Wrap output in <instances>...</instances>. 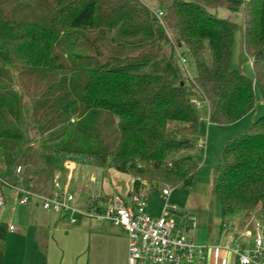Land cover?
Instances as JSON below:
<instances>
[{"label": "trees", "instance_id": "16d2710c", "mask_svg": "<svg viewBox=\"0 0 264 264\" xmlns=\"http://www.w3.org/2000/svg\"><path fill=\"white\" fill-rule=\"evenodd\" d=\"M156 1L162 21L140 0H0L3 180L48 195L56 163L65 160L129 174L135 192L143 187L138 178L148 193L194 187L200 164L190 152L200 120L192 100L224 125L253 111L255 87L264 96V0ZM219 8L240 21L219 17ZM33 140L42 162L33 175H17L13 165H28ZM211 195L223 223L264 222V114L224 145ZM8 230L0 220V264Z\"/></svg>", "mask_w": 264, "mask_h": 264}, {"label": "crops", "instance_id": "0c3cea01", "mask_svg": "<svg viewBox=\"0 0 264 264\" xmlns=\"http://www.w3.org/2000/svg\"><path fill=\"white\" fill-rule=\"evenodd\" d=\"M65 170L63 176L55 167V177L60 176L70 192L75 195V206L80 210L90 207L93 199L108 201L119 197L130 203L134 189V178L115 170L113 167L98 168L61 161ZM52 190V189H51ZM171 195V194H170ZM170 197V196H169ZM161 197L159 198L160 201ZM9 201V202H8ZM155 203V202H154ZM148 203V213L158 217L162 207ZM10 206V217L17 212L18 226L11 222L14 230H8L13 247L4 264H126L128 238L126 231L110 221H98L79 217L71 223L68 216L44 210L38 203L20 205L16 195L6 197L5 205ZM181 224L177 228L189 235L199 245L207 246L203 264H241L234 248L237 244L249 246L252 240L243 235L247 224L240 217H233L223 223L210 212L191 226L189 211L179 213ZM173 215L171 217L173 218ZM10 250V249H8ZM7 251V252H6Z\"/></svg>", "mask_w": 264, "mask_h": 264}, {"label": "built area", "instance_id": "2783aa9c", "mask_svg": "<svg viewBox=\"0 0 264 264\" xmlns=\"http://www.w3.org/2000/svg\"><path fill=\"white\" fill-rule=\"evenodd\" d=\"M162 21L163 10L155 11ZM185 64L186 58L180 55ZM197 108H202L199 99L194 100ZM207 121L210 123L208 117ZM202 146L201 140L196 141ZM17 175H21L22 166H15ZM143 186L131 195L130 203L123 202L119 197L108 201L93 199L90 207L80 210L75 206V195L62 184L58 176L53 179V188L48 195L39 194L21 185H13L0 177V184H6L15 191L20 205L38 203L44 210L57 212L68 216L71 223L79 217H89L98 221H110L115 226L123 228L128 238V257L126 264H203L206 259L207 246L197 244L192 237L176 229L172 214L178 213L176 205L167 203L171 194L168 187L162 189L165 205L158 217L148 213L149 193L147 182L136 179ZM6 197L0 189V208L5 205ZM191 226H195L196 219L188 217ZM252 227H247L243 235L252 240L249 246L237 244L234 248L239 255L241 264H264V222L251 221ZM14 230V226H9Z\"/></svg>", "mask_w": 264, "mask_h": 264}, {"label": "rangeland", "instance_id": "374dc122", "mask_svg": "<svg viewBox=\"0 0 264 264\" xmlns=\"http://www.w3.org/2000/svg\"><path fill=\"white\" fill-rule=\"evenodd\" d=\"M143 2L148 8H150L153 12L157 11L158 9H161L158 5V2L156 0H140ZM217 14L219 17H228L234 21H240L241 14L233 13L227 9L219 8L217 10ZM180 55H184L186 58V67L188 74L193 76L196 73V68L193 62V59L190 55L185 53L184 48H180L178 51ZM233 62L238 63L240 59V33L237 31L235 36V44H234V53H233ZM242 67L245 71V73L248 76H253V67H252V61L250 58H245L243 61ZM255 94L257 96V102L256 105L249 114H247L245 117L240 119L239 121L231 124H212L207 121V114H206V108L203 105V101L199 99L202 108H197L196 105L193 102V107L196 110L198 116H199V127L197 134L195 135V138L197 140H201L203 142L202 146H195V148L190 152L199 162L200 167L198 169L197 175L195 177V185L194 187L187 191L182 189L181 187H171V186H163L159 185L157 187H154L150 190L149 193V200L151 201V204L154 203L157 206H161L162 208L165 205L164 197L162 194V189L165 187H168L171 190V195L168 198L167 203L170 205H176L178 207V213H175L173 215V219L176 222L177 228L181 224V215L179 213H184L185 211H189L190 215H194L196 219V223L200 218L203 216H208L210 212L213 214L216 218H221V206L220 203L212 198L211 195V185L213 181V168L218 162L222 149L227 141H229L231 138L235 137L239 133L243 132L245 129H247L252 122L256 121L260 116L264 114V96L259 88L255 87ZM33 145L30 153L27 155L28 159V165L20 164L22 166V170L26 169V174L28 176L33 175L34 171L37 168V162H42V158L45 155L44 152H42L38 148V142L33 140ZM27 164V163H26ZM28 166L29 169L26 168ZM58 167V168H57ZM56 168L58 171L61 172V174L65 175V170L62 167L61 160H58L56 163ZM31 173V174H30ZM60 177V176H59ZM36 178V177H35ZM0 189L3 191L5 197L9 198L15 194V191L7 186L6 184L1 183ZM161 197L160 201L159 198ZM9 202V201H8ZM10 206L7 204V206H3L0 208V220L4 222H13L15 225H19L17 221V212L15 215L10 217ZM189 217V216H188ZM241 217V216H239ZM176 228V229H177ZM9 233H7L6 238V244H7V255L11 253L13 244L12 243V237H10ZM10 249V250H8ZM6 251V252H7Z\"/></svg>", "mask_w": 264, "mask_h": 264}, {"label": "water", "instance_id": "95a60500", "mask_svg": "<svg viewBox=\"0 0 264 264\" xmlns=\"http://www.w3.org/2000/svg\"><path fill=\"white\" fill-rule=\"evenodd\" d=\"M16 164L13 165V169H15Z\"/></svg>", "mask_w": 264, "mask_h": 264}]
</instances>
